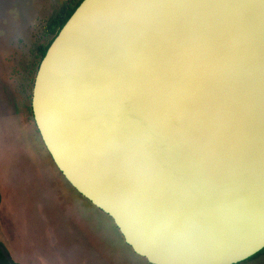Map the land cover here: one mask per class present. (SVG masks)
Masks as SVG:
<instances>
[{
  "label": "water",
  "instance_id": "obj_1",
  "mask_svg": "<svg viewBox=\"0 0 264 264\" xmlns=\"http://www.w3.org/2000/svg\"><path fill=\"white\" fill-rule=\"evenodd\" d=\"M31 107L67 182L149 264L264 250V0H83Z\"/></svg>",
  "mask_w": 264,
  "mask_h": 264
},
{
  "label": "rangeland",
  "instance_id": "obj_2",
  "mask_svg": "<svg viewBox=\"0 0 264 264\" xmlns=\"http://www.w3.org/2000/svg\"><path fill=\"white\" fill-rule=\"evenodd\" d=\"M68 1L0 0V243L18 264H149L67 182L29 121L36 48Z\"/></svg>",
  "mask_w": 264,
  "mask_h": 264
},
{
  "label": "trees",
  "instance_id": "obj_3",
  "mask_svg": "<svg viewBox=\"0 0 264 264\" xmlns=\"http://www.w3.org/2000/svg\"><path fill=\"white\" fill-rule=\"evenodd\" d=\"M82 1L83 0H69L59 9V11L55 15H53L48 20L44 29V42L39 44L36 48V59L38 63L36 74L42 59L47 53L48 48L50 47L54 39L59 34L60 30L63 28V26L66 24V22L69 20V18L72 16V14L75 12V10L78 8V6L81 4ZM36 74L32 81L33 85ZM28 117H29V121L35 124L31 104L29 106ZM0 203H1V196H0ZM262 256H264V250H262L260 253L256 254L255 256H253L252 258H250L249 260L243 263L257 260ZM0 264H10L1 250H0Z\"/></svg>",
  "mask_w": 264,
  "mask_h": 264
},
{
  "label": "flooded vegetation",
  "instance_id": "obj_4",
  "mask_svg": "<svg viewBox=\"0 0 264 264\" xmlns=\"http://www.w3.org/2000/svg\"><path fill=\"white\" fill-rule=\"evenodd\" d=\"M0 196H1V193H0ZM1 203H2V196H1ZM1 203H0V206H1ZM3 247H4V245L2 244V243H0ZM5 248V247H4ZM5 251H6V253L10 256V254L8 253V251H7V249L5 248ZM11 257V256H10ZM13 260V259H12ZM13 262L15 263V264H18L17 262H15L14 260H13Z\"/></svg>",
  "mask_w": 264,
  "mask_h": 264
}]
</instances>
